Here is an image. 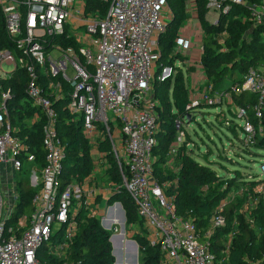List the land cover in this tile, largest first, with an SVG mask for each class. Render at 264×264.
I'll return each mask as SVG.
<instances>
[{
  "label": "built area",
  "instance_id": "1",
  "mask_svg": "<svg viewBox=\"0 0 264 264\" xmlns=\"http://www.w3.org/2000/svg\"><path fill=\"white\" fill-rule=\"evenodd\" d=\"M90 3L104 6L105 12L99 7L89 8ZM233 7L247 11L243 22L264 27V0H206L205 19L217 26L220 16L227 15ZM185 10V22L190 25L179 28L175 53L183 59L184 72L194 67L192 73L186 74L195 87L201 82L208 83L200 64L203 31L196 0H186ZM0 13L5 33L14 44L13 50L0 49V83L15 70L23 69L27 75V99L38 111L31 123L44 120V163L39 170V182L34 173L29 179L34 191L33 210L15 216L16 175L21 172L24 161L34 163L35 158L25 141L14 135L17 130L12 126L7 106L10 91L0 87V264H43L42 249L49 257L64 259L77 234L76 218L82 209L90 218L98 219L103 229H114L117 235L120 232L114 227L120 225L123 214L124 239L128 228L126 232L131 235L128 242L137 248L135 264H140V259L137 262L139 248L132 236L138 233L149 247L160 248V264H220L209 251L208 241L213 229L224 226V202L215 210L209 228L200 230L191 212L184 216L176 213L172 197L166 195L164 184L154 176V149L160 121L152 84L155 79L163 82L174 73L172 67H163L157 73L161 56L159 38L172 19L167 0H0ZM68 28L72 30L70 34H67ZM227 37L226 30L217 37L223 52ZM71 38L78 45L76 49L61 45L62 40ZM194 51L199 53V58L190 65L186 60L191 59ZM54 52L59 57L53 56ZM4 65L12 69L6 72ZM68 70L72 71L71 77ZM211 88L210 93L197 95L188 103V117L175 120L177 136L170 157L182 146L189 147L182 126L183 122L190 123L193 119L190 111L214 103L227 109L235 107L245 134L240 143L255 147L257 136L264 130L261 127L264 66L249 67L241 89L237 83L230 86V92L221 89L212 92ZM241 90L255 95L256 102L235 105L232 97ZM65 97H68V111L83 117L82 134L90 148L92 170L82 183L73 181L61 187L65 146L57 133L58 114L54 103ZM251 108L256 125L247 116ZM222 124L234 126L226 119ZM110 157L116 165L119 184L110 179ZM96 174L107 185V195L100 205L94 191L85 187ZM259 179L264 180V161L260 164ZM120 189L130 198L140 221L134 229L133 225L126 224L125 212L119 203L108 204ZM116 207L118 211L112 214ZM121 264L129 263L124 259Z\"/></svg>",
  "mask_w": 264,
  "mask_h": 264
},
{
  "label": "trees",
  "instance_id": "2",
  "mask_svg": "<svg viewBox=\"0 0 264 264\" xmlns=\"http://www.w3.org/2000/svg\"><path fill=\"white\" fill-rule=\"evenodd\" d=\"M258 2L259 0H248ZM172 19L168 22L165 32L159 38L161 52L157 73L163 67H172L174 73L165 81H153L152 88L155 99L158 101L157 113L160 121V130L157 136V146L154 149L156 161L154 163V176L159 183L169 184L165 189L167 196L172 197L175 211L184 216L191 212L198 229L207 230L211 218L224 202L222 216L224 226L212 230L209 239V251L215 255L220 264H264V180H246L239 170L231 171L230 177H220L206 164H201L193 156V150L182 146L172 155L173 164L177 171L165 174L164 162L166 153L170 150L163 145L162 138L177 136L175 120L188 117L186 111L188 102L185 99L187 88L186 72L175 66V62L183 59L175 53L176 40L179 28L187 19L185 10L186 0H167ZM206 0H196L197 16L203 31V53L200 64L208 83L213 89L222 90L230 88L237 83L241 89L243 76L249 67L264 66V27H252L249 22L242 21L247 11L241 7H233L227 15L219 18L217 26L211 25L206 19ZM92 7H99L102 13L104 6L91 3ZM228 32L224 43L226 51H221L217 37L223 31ZM63 47L77 48L74 39L62 40ZM0 49H14V44L7 37L4 29V19L0 13ZM234 76L239 77L238 82H231ZM231 82V83H228ZM27 75L23 69H17L11 77L1 80L0 87L9 90L11 99L7 106L14 133L25 141L34 155V163L42 167L44 163V150L42 147L43 119L31 123L30 119L37 113V109L29 104L25 88ZM166 89L164 92L163 89ZM175 96H173V92ZM232 100L237 106L255 103L256 96L243 90L238 95H233ZM68 97L54 103L58 114L57 133L65 146V159L61 176V187L70 182L82 183L92 170V159L89 146L82 134L83 117L71 114L67 107ZM261 127L264 129V105ZM192 113V111H190ZM248 119L254 125L257 121L253 109L248 111ZM218 119V118H216ZM218 124L223 125L222 121ZM224 126V125H223ZM225 127V126H224ZM236 133V125L226 127ZM255 147L264 148V130L256 138ZM173 143V142H172ZM160 147V155H158ZM209 152L202 154L207 164ZM109 176L112 182L119 184L120 178L116 165L109 158ZM166 165V164H165ZM165 174V175H164ZM18 203L15 216L32 212L31 196L33 189L29 179L20 178L17 181ZM121 203L125 212L127 225H138L135 207L123 189L112 195L108 204ZM253 203V205H249ZM77 234L72 242L67 256L58 260L53 257H42L43 264H115L111 255V231L102 228L100 221L90 218L85 210H80L77 215ZM132 239L139 248L140 264H160V248L149 247L146 239L134 234Z\"/></svg>",
  "mask_w": 264,
  "mask_h": 264
},
{
  "label": "rangeland",
  "instance_id": "3",
  "mask_svg": "<svg viewBox=\"0 0 264 264\" xmlns=\"http://www.w3.org/2000/svg\"><path fill=\"white\" fill-rule=\"evenodd\" d=\"M89 8L92 7L91 3L88 5ZM186 25V22L182 24L181 27H184ZM71 29H67V34L71 33ZM83 31V29H81ZM53 56L59 57L58 53H53ZM184 63L181 61L175 62L176 67H181L183 71L185 70V67L183 65ZM12 68L10 66L4 65L3 70L6 72L10 71ZM192 70V69H191ZM194 71V69H193ZM68 75L71 77L72 71H67ZM189 73V72H188ZM192 73V71H190ZM239 77L234 76L231 80V82H238ZM228 82V83H231ZM212 86L211 83L203 84V85H196L193 87L190 82H187L186 89H185V99L189 103L192 99H194L197 95H204L210 93V90L208 91L209 87ZM212 92H215L216 90L211 88ZM222 90H226L228 92L231 91V89H227L226 87H222ZM163 91L165 92L166 89L164 88ZM175 91L173 92V96H175ZM202 107L194 108L192 111L193 113V119L190 123L183 122L182 130L185 131L188 137L189 147L188 149L193 150V156L197 159V161L201 164H206L209 166V168L215 173V175L226 178L230 177L231 171H234L235 169L239 170V172L243 175V178L246 180H253V179H259L260 178V164L264 161V148H251L245 146L243 143H240V140H242L245 137V134L241 130V126L243 124V121L239 119L236 116V109L235 107H232L230 109H227L225 105L222 107H219L220 104H211V105H201ZM218 106V107H217ZM220 111H223L224 114H221ZM230 111V112H228ZM218 118V119H216ZM223 119L231 121V124L236 125V133L234 134L230 130H228L223 125H219L218 121H223ZM172 142H174V136L171 138H162L161 139V147L163 145H168L166 149L171 151ZM170 151H168L166 154V161L164 162L165 174H168L169 172L176 171V167L173 166L171 162ZM209 152L208 155V162H205L202 158V154H205ZM160 147L158 155H160ZM166 164V165H165ZM39 170L40 167L36 165L35 163H30L27 161L23 162V166L21 169V172L17 173L16 179L17 181L20 180V178L24 179H30L33 175V173L36 175L37 182H39ZM37 172V173H36ZM164 174V175H165ZM164 184V190L168 188L169 184L166 182H162ZM36 191L39 190V188H34ZM167 195V193H166ZM118 203V202H116ZM123 209V206L121 203H119ZM124 210V209H123ZM135 225H133L134 229ZM114 228L119 230L120 232V225H116ZM110 231V230H109ZM126 231H129L127 228ZM125 231V239L126 242H128L131 235L128 234V232ZM112 237L114 235H117V232L114 231V229L111 230ZM125 242V243H126ZM113 243V244H112ZM123 245L121 246V257L125 258L129 254H132L131 251H128V249L125 248ZM111 255L114 259V262L118 261V255L120 251L119 242H111ZM125 249H123V248ZM41 255L46 256L47 252L45 249L41 250ZM140 259V255H137V262ZM121 264V263H120Z\"/></svg>",
  "mask_w": 264,
  "mask_h": 264
},
{
  "label": "crops",
  "instance_id": "4",
  "mask_svg": "<svg viewBox=\"0 0 264 264\" xmlns=\"http://www.w3.org/2000/svg\"><path fill=\"white\" fill-rule=\"evenodd\" d=\"M209 15H213V14H209ZM185 23V22H184ZM187 25H190L188 22H186V25L184 26V27H181L180 28V30L181 29H184V28H186V26ZM191 29H192V27L189 29L190 31H191ZM183 32V31H182ZM190 60L189 59H187L186 61L190 64V65H192V64H195L194 62H196L197 60H198V58H199V53L198 52H193L191 55H190ZM190 68H193L194 69V67L193 66H191ZM196 69V68H195ZM202 84H200V85H203V84H207V83H203V82H201ZM32 119V118H31ZM31 119H30V121H31ZM171 162H173V160L171 159ZM173 164V163H172ZM173 166L175 167V165L173 164ZM41 169V168H40ZM107 186V185H106ZM106 186H105V184H104V182H103V179H102V177H101V175L100 174H96L95 175V179H89L88 180V182H87V184L85 185V187H86V189H89L90 191H94V194L93 195H95V199H99V205L100 204H103L104 203V198H103V196H105V195H107V192H106V190H105V188H106ZM119 235H116V236H114L113 238H112V240H111V242H119V237H118ZM129 239H130V237H128ZM123 242L125 243L126 242V239H124L123 240ZM113 244V243H112ZM122 245H123V247H124V244L122 243ZM122 247V248H123ZM125 248L126 249H128V251H131L132 252V254H129L128 256H126L125 258H122L121 257V260L119 261V257H118V261L120 262V263H123L124 262V259L127 261V263H130V264H132L131 262L134 260V259H136V251H135V249H134V244L133 243H130V242H126L125 243ZM125 248H123V249H125ZM120 249H121V247H120ZM121 251H123V250H121ZM119 256V255H118ZM132 259V260H130V259ZM134 258V259H133Z\"/></svg>",
  "mask_w": 264,
  "mask_h": 264
},
{
  "label": "water",
  "instance_id": "5",
  "mask_svg": "<svg viewBox=\"0 0 264 264\" xmlns=\"http://www.w3.org/2000/svg\"><path fill=\"white\" fill-rule=\"evenodd\" d=\"M124 216L122 214V217H121V223H120V235L118 236L119 237V246L121 247L122 246V243H123V240H124ZM112 240V236L110 237L109 241ZM134 249L135 251L137 252V248H136V245H134ZM121 260V249L119 251V261ZM117 261L115 262V264H120V262ZM131 263L135 264L136 263V259H134Z\"/></svg>",
  "mask_w": 264,
  "mask_h": 264
},
{
  "label": "bare ground",
  "instance_id": "6",
  "mask_svg": "<svg viewBox=\"0 0 264 264\" xmlns=\"http://www.w3.org/2000/svg\"><path fill=\"white\" fill-rule=\"evenodd\" d=\"M116 211H118V207H116V209H114V210H112V214H115L116 213ZM122 217V216H121ZM120 221H121V219H120ZM114 222H119L118 220H114ZM120 235V234H119ZM116 236V235H115ZM114 237V236H113ZM130 259V258H129ZM134 259V258H133ZM130 260H132V259H130ZM127 262V261H126ZM130 264V263H129ZM133 264V263H132Z\"/></svg>",
  "mask_w": 264,
  "mask_h": 264
}]
</instances>
